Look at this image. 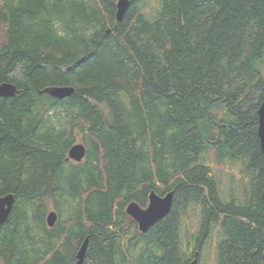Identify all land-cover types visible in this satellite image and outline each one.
<instances>
[{
  "label": "trees",
  "instance_id": "trees-1",
  "mask_svg": "<svg viewBox=\"0 0 264 264\" xmlns=\"http://www.w3.org/2000/svg\"><path fill=\"white\" fill-rule=\"evenodd\" d=\"M128 2L0 0V259L74 264L87 238L83 264H262L264 0ZM152 190L172 206L141 232Z\"/></svg>",
  "mask_w": 264,
  "mask_h": 264
},
{
  "label": "water",
  "instance_id": "water-1",
  "mask_svg": "<svg viewBox=\"0 0 264 264\" xmlns=\"http://www.w3.org/2000/svg\"><path fill=\"white\" fill-rule=\"evenodd\" d=\"M129 2L127 0L117 1L116 19L121 20ZM46 91L58 98L62 99L72 94L73 89L67 86H52L48 87ZM16 92L14 84L9 82L0 83V96L10 97ZM257 137L261 152L264 156V99L257 109ZM85 146L83 143H75L68 150V158L80 161L85 157ZM262 204L264 209V182L262 187ZM13 203V195L8 194L0 197V224L4 223L10 213ZM172 206V192H168L164 196H159L154 191H151L148 197L147 206L140 207L134 202H131L127 208L126 213L129 214L138 224L141 232H146L147 229L157 220L165 216ZM56 212L50 210L46 216V222L49 226H53L56 221ZM87 238H85L76 252V260L74 264H83V258L86 250ZM193 264V263H191ZM262 264H264V252L262 254Z\"/></svg>",
  "mask_w": 264,
  "mask_h": 264
},
{
  "label": "rangeland",
  "instance_id": "rangeland-1",
  "mask_svg": "<svg viewBox=\"0 0 264 264\" xmlns=\"http://www.w3.org/2000/svg\"><path fill=\"white\" fill-rule=\"evenodd\" d=\"M80 142V141H77ZM76 142V143H77ZM215 174L218 176L220 185H219V193L224 190H228L231 186H234V190L239 196V198L242 200L243 199V188H242V183L239 182L237 179L236 171H228V169L225 170L223 174H219L218 170L214 169ZM230 174H233L235 179L230 178ZM54 210V209H52Z\"/></svg>",
  "mask_w": 264,
  "mask_h": 264
},
{
  "label": "bare ground",
  "instance_id": "bare-ground-1",
  "mask_svg": "<svg viewBox=\"0 0 264 264\" xmlns=\"http://www.w3.org/2000/svg\"><path fill=\"white\" fill-rule=\"evenodd\" d=\"M117 1H118V0H117ZM127 1H128V0H127ZM116 7H117V3H116ZM116 10H117V9H116ZM115 17H116V13H115ZM67 87L72 88L71 86H67ZM72 89H73V88H72ZM66 159L68 160V159H70V158H68V156H67ZM70 160H73V159H70ZM73 161H76V160H73ZM77 162H78V161H77ZM152 191H153V190H152ZM150 192H151V191H150ZM155 193H156V192H155ZM149 194H150V193H149ZM166 194H167V193H166ZM159 196H160V195H159ZM163 196H164V195H163ZM148 197H149V195H148ZM132 202H134V201H132ZM130 203H131V202H130ZM130 203H128V204L126 205V207H125V212H126V208H127V206H128ZM134 203H136V202H134ZM136 204H137V203H136ZM137 205H138V204H137ZM139 206H140V205H139ZM146 206H147V204H146ZM146 206H145V207H146ZM140 207H141V206H140ZM145 207H142V208H145ZM54 211H55V210H54ZM55 212H56V211H55ZM47 214H48V213H47ZM128 215H129V214H128ZM46 216H47V215H46ZM129 216H130V215H129ZM56 217H57V214H56ZM130 217H131V216H130ZM134 221H135V220H134ZM155 222H156V221H155ZM155 222H154V223H155ZM46 223H47V222H46ZM136 223H137V222H136ZM154 223H153V224H154ZM153 224H152V225H153ZM47 225H48V224H47ZM137 225H138V224H137ZM152 225H151V226H152ZM48 226H49V225H48ZM50 227H51V226H50ZM147 230H148V229H147Z\"/></svg>",
  "mask_w": 264,
  "mask_h": 264
},
{
  "label": "flooded vegetation",
  "instance_id": "flooded-vegetation-1",
  "mask_svg": "<svg viewBox=\"0 0 264 264\" xmlns=\"http://www.w3.org/2000/svg\"><path fill=\"white\" fill-rule=\"evenodd\" d=\"M8 194H12V193H9V192L0 193V197H3V196L8 195ZM13 202H14V197H13ZM12 206H13V203H12ZM12 206H11V208H12ZM0 225H2V224H0ZM0 264H3V261L1 259H0Z\"/></svg>",
  "mask_w": 264,
  "mask_h": 264
}]
</instances>
